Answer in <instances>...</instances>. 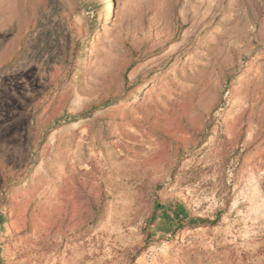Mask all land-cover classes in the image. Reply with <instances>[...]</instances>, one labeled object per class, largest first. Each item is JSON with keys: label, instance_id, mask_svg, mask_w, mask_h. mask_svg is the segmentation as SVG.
I'll list each match as a JSON object with an SVG mask.
<instances>
[{"label": "rangeland", "instance_id": "374dc122", "mask_svg": "<svg viewBox=\"0 0 264 264\" xmlns=\"http://www.w3.org/2000/svg\"><path fill=\"white\" fill-rule=\"evenodd\" d=\"M0 216V264H264V0H0Z\"/></svg>", "mask_w": 264, "mask_h": 264}, {"label": "trees", "instance_id": "16d2710c", "mask_svg": "<svg viewBox=\"0 0 264 264\" xmlns=\"http://www.w3.org/2000/svg\"><path fill=\"white\" fill-rule=\"evenodd\" d=\"M171 215H172L173 220L177 223H182L186 218H188V215L185 209L183 208V206H180V205H177L174 207L173 211L171 212ZM3 222H4V219H2V217L0 216V224H2ZM217 222H218V218L212 222L199 219V220L190 221V223H188V226L193 227V228L215 226ZM179 227H181V225Z\"/></svg>", "mask_w": 264, "mask_h": 264}, {"label": "bare ground", "instance_id": "6f19581e", "mask_svg": "<svg viewBox=\"0 0 264 264\" xmlns=\"http://www.w3.org/2000/svg\"><path fill=\"white\" fill-rule=\"evenodd\" d=\"M200 24H201V23H200ZM200 24H198L197 26L199 27ZM193 25H195L194 21H193V23H192L191 26L194 27ZM197 29H198V28H197ZM197 29H196V30H197Z\"/></svg>", "mask_w": 264, "mask_h": 264}]
</instances>
